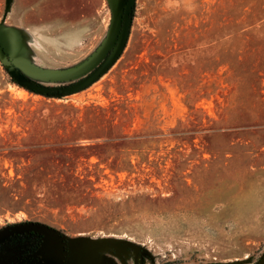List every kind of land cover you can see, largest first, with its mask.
<instances>
[{"label":"rangeland","instance_id":"obj_1","mask_svg":"<svg viewBox=\"0 0 264 264\" xmlns=\"http://www.w3.org/2000/svg\"><path fill=\"white\" fill-rule=\"evenodd\" d=\"M46 4L0 0V39L28 77L67 85L109 55L126 0ZM25 221L61 231L72 264L258 263L264 0H137L120 59L67 96L0 61V228Z\"/></svg>","mask_w":264,"mask_h":264},{"label":"water","instance_id":"obj_2","mask_svg":"<svg viewBox=\"0 0 264 264\" xmlns=\"http://www.w3.org/2000/svg\"><path fill=\"white\" fill-rule=\"evenodd\" d=\"M137 0H126V4L123 11L121 28L118 33V37L116 43L109 53V55L104 59V61L95 68L91 73L87 76L69 83L67 85H58V86H48L41 83L36 82L32 78L28 77L25 73H23L10 58L8 52L0 42V61L5 67L6 71L10 74V76L17 81L18 84L23 87L35 91L37 93L49 95L51 93H60L64 96L73 94L75 92H79L91 84L99 80L103 75H105L120 59L122 54L124 53L130 37L132 33V27L134 23L133 12L136 8ZM27 232H35L39 234L45 235V243L48 247L52 246V244L57 245V253L56 255L50 256L51 260L54 259L55 264H64L65 258V249H63L64 242L62 243L61 239H63V235L55 229L54 227L42 223V222H26V223H17L9 227H4L0 229V246L11 237L16 234L27 233ZM51 264V263H49ZM207 264H224V263H207ZM256 264H264V254L262 258Z\"/></svg>","mask_w":264,"mask_h":264},{"label":"flooded vegetation","instance_id":"obj_3","mask_svg":"<svg viewBox=\"0 0 264 264\" xmlns=\"http://www.w3.org/2000/svg\"><path fill=\"white\" fill-rule=\"evenodd\" d=\"M27 222H31V221H27ZM33 222H37V221H33ZM20 223H26V221ZM59 232L61 233V235H63V239H61L62 240L61 242L62 243L64 242L63 249H65L64 264H72V261L70 260L71 249H70L69 240L61 231ZM20 236H23L26 242L28 243V249L25 252V256L29 264H49V263L55 264L54 259L51 260L49 257L53 256V254L56 255L57 245L52 244V246L48 247V245L45 243L46 240L45 235L35 232H27V233L16 234L13 237H11L9 240Z\"/></svg>","mask_w":264,"mask_h":264},{"label":"crops","instance_id":"obj_4","mask_svg":"<svg viewBox=\"0 0 264 264\" xmlns=\"http://www.w3.org/2000/svg\"><path fill=\"white\" fill-rule=\"evenodd\" d=\"M42 2L43 1H46L47 4L45 6V12L46 14H49L50 16H63L64 12L62 10V8H59V0H41ZM40 15H43V11L40 12ZM78 34H77V31H75L73 29V32H72V37L73 38H77ZM0 42L2 43V45L4 46V48L6 49V51L8 52L10 58L13 60V62L15 63V65L19 68L17 62L14 60L12 54L10 53V51L6 48L5 44L2 42V40L0 39ZM20 69V68H19ZM21 70V69H20ZM22 71V70H21ZM23 72V71H22ZM24 73V72H23ZM7 242H10L9 241H6L5 243L3 244H6ZM10 243H8L9 245ZM1 250V249H0ZM0 264H29L28 263V260L25 256V253L23 254V258L20 257V258H9L8 256H3V255H0Z\"/></svg>","mask_w":264,"mask_h":264},{"label":"trees","instance_id":"obj_5","mask_svg":"<svg viewBox=\"0 0 264 264\" xmlns=\"http://www.w3.org/2000/svg\"><path fill=\"white\" fill-rule=\"evenodd\" d=\"M135 14H136V8H135V10H134V12H133V17L135 18ZM12 80H13V82H15V83H17V81L16 80H14L13 78H12ZM30 91H32V90H30ZM33 92H35V91H33ZM37 93V92H36ZM52 95H62V94H60V93H51V94H49V95H47V96H52ZM84 119H85V117H84ZM88 120H82L80 123H79V127L80 128H83V129H86V130H88V128H89V125H88Z\"/></svg>","mask_w":264,"mask_h":264}]
</instances>
